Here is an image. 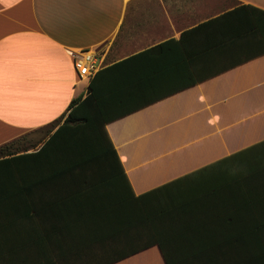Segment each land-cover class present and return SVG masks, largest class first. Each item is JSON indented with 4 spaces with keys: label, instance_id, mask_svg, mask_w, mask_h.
I'll use <instances>...</instances> for the list:
<instances>
[{
    "label": "crops",
    "instance_id": "0c3cea01",
    "mask_svg": "<svg viewBox=\"0 0 264 264\" xmlns=\"http://www.w3.org/2000/svg\"><path fill=\"white\" fill-rule=\"evenodd\" d=\"M243 4L264 9V0H0V145L32 132L42 144L87 95L76 53L92 51L102 68ZM107 130L136 195L212 165L165 221L167 257L156 244L112 264H264V54Z\"/></svg>",
    "mask_w": 264,
    "mask_h": 264
},
{
    "label": "trees",
    "instance_id": "16d2710c",
    "mask_svg": "<svg viewBox=\"0 0 264 264\" xmlns=\"http://www.w3.org/2000/svg\"><path fill=\"white\" fill-rule=\"evenodd\" d=\"M262 54L264 9L239 5L100 68L36 150L27 134L0 145V264H74L82 255L112 264L156 244L167 257L165 221L195 198L212 165L136 195L107 124ZM27 232L48 240L43 254Z\"/></svg>",
    "mask_w": 264,
    "mask_h": 264
},
{
    "label": "built area",
    "instance_id": "2783aa9c",
    "mask_svg": "<svg viewBox=\"0 0 264 264\" xmlns=\"http://www.w3.org/2000/svg\"><path fill=\"white\" fill-rule=\"evenodd\" d=\"M75 66L80 77H92L99 69L97 56L90 50H82L75 54Z\"/></svg>",
    "mask_w": 264,
    "mask_h": 264
},
{
    "label": "rangeland",
    "instance_id": "374dc122",
    "mask_svg": "<svg viewBox=\"0 0 264 264\" xmlns=\"http://www.w3.org/2000/svg\"><path fill=\"white\" fill-rule=\"evenodd\" d=\"M88 79V77H87ZM42 134L41 133H28L26 136L25 145H29L30 150H36L41 145Z\"/></svg>",
    "mask_w": 264,
    "mask_h": 264
}]
</instances>
